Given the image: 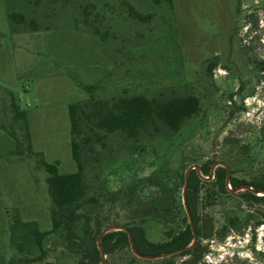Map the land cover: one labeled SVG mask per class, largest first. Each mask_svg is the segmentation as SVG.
Instances as JSON below:
<instances>
[{
    "label": "rangeland",
    "instance_id": "rangeland-1",
    "mask_svg": "<svg viewBox=\"0 0 264 264\" xmlns=\"http://www.w3.org/2000/svg\"><path fill=\"white\" fill-rule=\"evenodd\" d=\"M124 2L153 13L152 19L129 17ZM90 4L94 8L86 24L83 8ZM8 11L21 12L22 23L13 26ZM31 19L39 30H30ZM91 26L108 32L106 41L94 36ZM261 61L264 0H173L172 8L151 0H0V255L9 259L15 253L9 243L15 212L49 231L53 204L41 157L14 153L7 129L24 146L27 140L24 123L13 120L12 101L27 110L33 151L48 163L58 160L60 173H71L76 165L70 153L69 104L90 96H196L199 112L176 133L160 125L135 138L117 132L104 138L98 154L83 150L88 192L102 204L105 228L143 221L154 239L166 230L155 226L176 227L183 218L180 178L188 169L213 160L238 178L264 179ZM86 85H95L94 91H85ZM169 189L175 191L178 210L156 215L155 205ZM240 191L218 197L207 208L218 236L208 242L202 264H264V224L251 230L264 222V206L244 201ZM45 246L47 261L74 263L61 232L49 235ZM160 259L130 249L106 260L160 264ZM175 260L179 264L183 258Z\"/></svg>",
    "mask_w": 264,
    "mask_h": 264
},
{
    "label": "trees",
    "instance_id": "trees-1",
    "mask_svg": "<svg viewBox=\"0 0 264 264\" xmlns=\"http://www.w3.org/2000/svg\"><path fill=\"white\" fill-rule=\"evenodd\" d=\"M151 2L154 5L166 3L170 8L173 7V0ZM124 3L129 17L140 22L152 19L153 13H142L131 3ZM89 8L94 6L90 4L83 8L87 15L84 20L86 24L91 23L88 21L91 16ZM23 17L21 12H7V18L13 26L22 23ZM28 23L31 31L39 30L40 26L35 19ZM91 32L101 42L108 37V32L100 31L95 26H91ZM257 64L258 71L264 72V61ZM83 89L92 93L95 85H86ZM11 108L13 120L24 123L27 140L24 146L16 132L7 129L15 141L14 153L20 156L26 152L41 157L39 164L47 174V191L53 204L49 211V231H41L36 221L22 220L18 212L13 214L9 224V243L15 253L9 259L0 255V264H57L47 261L48 251L45 246L47 237L55 232H61L66 248L75 254L73 264H108V257L132 248L142 256H161L175 252L162 257L160 264H177L176 257L183 258L179 264H202L208 253V242L218 236L213 218L207 212V208L214 205L218 197L230 195L231 191L244 187V190L237 192L240 193L238 197L264 206V196L258 194L264 192L263 178L248 181L236 177L223 166L214 167L212 172L216 163L211 160L190 169L187 176L181 175L182 189L186 187L185 202L188 212L185 207L182 208L183 218L176 227L155 226V230L166 229L164 236L152 239L149 235L150 226L143 221L127 225L125 231L103 233L106 224L102 222V204L96 196L89 195L83 150L98 154L104 147V138L117 132L128 138H135L141 130L149 127L156 129L160 125L166 131L176 133L186 120L199 112V99L194 95L149 99L136 94L111 100L90 96L84 101L69 104L70 153L76 165V170L71 173H60L58 160L48 163L41 152L33 151L27 110L21 108L17 101H12ZM175 210H178L175 191L169 189L157 202L154 211L156 215L163 217ZM263 224V220L257 221L251 228L253 233ZM221 231L220 235H225L226 228L223 227Z\"/></svg>",
    "mask_w": 264,
    "mask_h": 264
},
{
    "label": "water",
    "instance_id": "water-1",
    "mask_svg": "<svg viewBox=\"0 0 264 264\" xmlns=\"http://www.w3.org/2000/svg\"><path fill=\"white\" fill-rule=\"evenodd\" d=\"M216 166H220L219 164H214L213 165V167H212V172H213V169H214V167H216ZM223 167H225V166H223ZM196 167H193V168H190V169H195ZM225 168H227V167H225ZM190 169H188L187 171H186V176H187V173H188V171L190 170ZM228 169V168H227ZM229 170V169H228ZM242 189H240L239 188V190H243L244 189V187H241ZM238 191V190H237ZM185 192H186V187L183 189V200H184V207H185V209H186V211H187V206H186V202H185ZM261 194H263L264 195V192H260ZM259 194V193H258ZM188 212V211H187ZM110 229V230H109ZM113 230H122V231H125L126 230V228L125 227H115V226H111V227H106L105 229H104V231H103V233H106L107 231H113ZM132 250H133V252L135 253V251H134V249L132 248ZM135 254H137V253H135ZM173 254H175V252H172V253H170V254H166V255H161V256H142V255H139V256H141V257H143V258H150V259H158V258H162V257H165V256H170V255H173ZM138 255V254H137ZM103 264V263H102Z\"/></svg>",
    "mask_w": 264,
    "mask_h": 264
},
{
    "label": "bare ground",
    "instance_id": "bare-ground-1",
    "mask_svg": "<svg viewBox=\"0 0 264 264\" xmlns=\"http://www.w3.org/2000/svg\"><path fill=\"white\" fill-rule=\"evenodd\" d=\"M259 194H261V193H259ZM110 230V229H109Z\"/></svg>",
    "mask_w": 264,
    "mask_h": 264
}]
</instances>
